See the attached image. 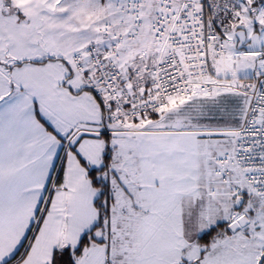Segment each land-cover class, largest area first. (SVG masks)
<instances>
[{
  "label": "snow or ice",
  "instance_id": "6c2138e0",
  "mask_svg": "<svg viewBox=\"0 0 264 264\" xmlns=\"http://www.w3.org/2000/svg\"><path fill=\"white\" fill-rule=\"evenodd\" d=\"M0 264H264V0H0Z\"/></svg>",
  "mask_w": 264,
  "mask_h": 264
}]
</instances>
